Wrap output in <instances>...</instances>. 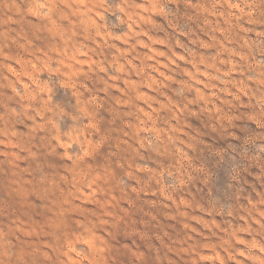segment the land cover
<instances>
[{
	"label": "rangeland",
	"instance_id": "1",
	"mask_svg": "<svg viewBox=\"0 0 264 264\" xmlns=\"http://www.w3.org/2000/svg\"><path fill=\"white\" fill-rule=\"evenodd\" d=\"M0 264H264V0H0Z\"/></svg>",
	"mask_w": 264,
	"mask_h": 264
}]
</instances>
